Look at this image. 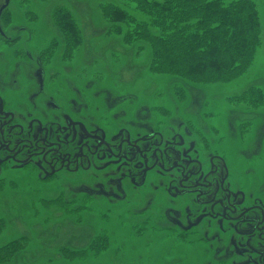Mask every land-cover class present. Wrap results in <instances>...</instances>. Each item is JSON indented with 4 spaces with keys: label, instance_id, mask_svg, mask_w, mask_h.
I'll return each mask as SVG.
<instances>
[{
    "label": "rangeland",
    "instance_id": "1",
    "mask_svg": "<svg viewBox=\"0 0 264 264\" xmlns=\"http://www.w3.org/2000/svg\"><path fill=\"white\" fill-rule=\"evenodd\" d=\"M253 1L260 17L261 44L250 69L229 83L200 84L156 73L151 70L149 45L125 46L121 37L108 34L112 26L100 7L113 4L134 12L136 4L131 0H10L0 21L10 39L0 40V87L13 101L12 110L50 115L44 103H31L40 95L38 66L21 54L31 52L32 59L58 75L47 91L53 94L56 81L66 79L57 98L64 108L85 117L94 132L109 137L122 130L136 138L160 131L205 163L214 156L222 158L232 186L264 201V105L231 101L264 84V0ZM4 3L0 0V8ZM58 6L68 7L82 33V44L70 58L63 59L64 41L53 23L52 12ZM53 42L58 43L57 52L54 59H47L44 51ZM49 92L37 101L46 102ZM74 100L80 105L72 106ZM182 122L186 126L180 127ZM126 170L98 166L90 173L62 177L63 184H45L35 175L13 176L17 184L5 183L0 192L4 227L0 246L20 236H27L30 244L11 264H247L231 254L234 236L220 233L215 222L205 223V234L187 233V223L203 209L170 196L167 179L155 175L138 187ZM101 186L111 191L122 186L129 201L85 198L83 190L98 194ZM58 197L74 199L77 204L72 207L84 208L65 214L59 203H44ZM190 206L193 212L186 221L182 211ZM175 220L182 225L174 227ZM101 234L109 235L111 243L100 255L70 261L63 257L61 249H84Z\"/></svg>",
    "mask_w": 264,
    "mask_h": 264
},
{
    "label": "flooded vegetation",
    "instance_id": "2",
    "mask_svg": "<svg viewBox=\"0 0 264 264\" xmlns=\"http://www.w3.org/2000/svg\"><path fill=\"white\" fill-rule=\"evenodd\" d=\"M0 40L10 42L3 31ZM23 57L38 66L35 78L40 95L31 103H44L50 115L12 110L13 101L6 96L7 90L0 87V184L16 185L13 176L23 175H35L45 184H63L62 177L90 173L98 166L127 169V177L138 187L146 186L152 176L159 175L167 179L165 189L170 196L203 209L195 221L187 223L188 234L204 233L205 223L213 221L220 233L234 236L230 241L233 256L247 264H264V201L253 200L245 189L232 186L229 169L222 158L214 156L205 163L198 154L184 150L179 140H169L160 131L136 138L125 136L122 130L109 137L94 132L84 121L85 117L64 108L57 98L66 79L57 80L53 85L55 94L50 93L47 86L58 75H51L37 58L32 59L31 52L23 53ZM46 92L50 98L38 102ZM70 103L74 106L79 102ZM182 123L180 127L186 126ZM190 132L187 129L188 135ZM138 176L142 177L141 182ZM83 194L85 198L98 196L118 202L129 201L128 191L122 186L118 191L101 186L98 194L89 190H83ZM66 202L76 203L74 199H66ZM192 206L182 211V215H187L186 221L193 212ZM181 225L175 220L174 227Z\"/></svg>",
    "mask_w": 264,
    "mask_h": 264
},
{
    "label": "trees",
    "instance_id": "3",
    "mask_svg": "<svg viewBox=\"0 0 264 264\" xmlns=\"http://www.w3.org/2000/svg\"><path fill=\"white\" fill-rule=\"evenodd\" d=\"M131 1L136 4L134 12L104 4L100 7L101 15L112 26L108 34L121 37L125 46L149 45L151 70L156 73L200 84L229 83L246 74L254 62L261 44V27L253 0ZM52 18L64 41L63 59L70 58L82 44L77 20L66 6L56 7ZM57 46L53 42L44 51L47 59H54ZM231 101L252 107L264 105V84L263 88H249L243 96ZM5 186L0 184V192ZM44 203L47 206L59 203L65 214L84 208L83 205L72 207L74 203L62 197ZM3 230L0 221V236ZM110 243V236L101 234L84 249L63 248L61 252L69 261L94 257L107 250ZM29 244L27 236H20L0 246V264H11Z\"/></svg>",
    "mask_w": 264,
    "mask_h": 264
},
{
    "label": "water",
    "instance_id": "4",
    "mask_svg": "<svg viewBox=\"0 0 264 264\" xmlns=\"http://www.w3.org/2000/svg\"><path fill=\"white\" fill-rule=\"evenodd\" d=\"M9 5H10V0H5V3L0 8V18L2 16V13L8 8ZM0 32H2L1 26H0Z\"/></svg>",
    "mask_w": 264,
    "mask_h": 264
}]
</instances>
